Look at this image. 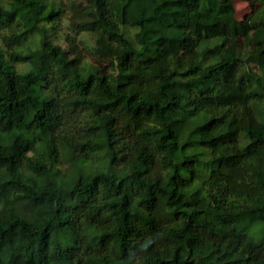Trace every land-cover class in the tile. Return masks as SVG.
<instances>
[{
	"label": "trees",
	"instance_id": "16d2710c",
	"mask_svg": "<svg viewBox=\"0 0 264 264\" xmlns=\"http://www.w3.org/2000/svg\"><path fill=\"white\" fill-rule=\"evenodd\" d=\"M244 1L0 0V264H264Z\"/></svg>",
	"mask_w": 264,
	"mask_h": 264
},
{
	"label": "rangeland",
	"instance_id": "374dc122",
	"mask_svg": "<svg viewBox=\"0 0 264 264\" xmlns=\"http://www.w3.org/2000/svg\"><path fill=\"white\" fill-rule=\"evenodd\" d=\"M236 16L239 20H244L254 13V6L244 0H235ZM83 122L86 120L83 119Z\"/></svg>",
	"mask_w": 264,
	"mask_h": 264
}]
</instances>
